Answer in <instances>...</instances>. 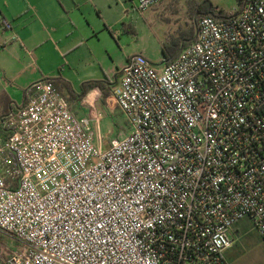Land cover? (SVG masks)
<instances>
[{"label": "built area", "instance_id": "2783aa9c", "mask_svg": "<svg viewBox=\"0 0 264 264\" xmlns=\"http://www.w3.org/2000/svg\"><path fill=\"white\" fill-rule=\"evenodd\" d=\"M225 14L167 63L127 58L105 103L129 131L106 145L99 115L25 89L0 120L5 264H231L241 220L264 241V0Z\"/></svg>", "mask_w": 264, "mask_h": 264}, {"label": "crops", "instance_id": "0c3cea01", "mask_svg": "<svg viewBox=\"0 0 264 264\" xmlns=\"http://www.w3.org/2000/svg\"><path fill=\"white\" fill-rule=\"evenodd\" d=\"M126 13L120 0H0V17L11 23L0 35V95L17 105L44 78H61L75 93L86 81H103L110 93L129 57L120 25ZM58 84L76 117L100 116L101 133L114 111L105 103L109 94L102 102L101 90L91 88L77 101Z\"/></svg>", "mask_w": 264, "mask_h": 264}, {"label": "rangeland", "instance_id": "374dc122", "mask_svg": "<svg viewBox=\"0 0 264 264\" xmlns=\"http://www.w3.org/2000/svg\"><path fill=\"white\" fill-rule=\"evenodd\" d=\"M120 1L127 11L126 18L120 24L124 55L141 54L159 66L163 59L162 44L170 45L182 33L190 30L192 20L189 17V8L203 0H163L143 11L137 9L138 0ZM209 1L214 7L228 12L237 9L241 0ZM123 59L119 54L115 60L121 62ZM103 125L101 134L104 136L105 145L107 141L117 139L129 131L124 115L119 112L105 119ZM233 237L234 243L224 253L231 264H264V241L248 221L241 220L235 226ZM14 248V241L4 236L0 251H5L6 255ZM0 264L4 263L0 261Z\"/></svg>", "mask_w": 264, "mask_h": 264}, {"label": "trees", "instance_id": "16d2710c", "mask_svg": "<svg viewBox=\"0 0 264 264\" xmlns=\"http://www.w3.org/2000/svg\"><path fill=\"white\" fill-rule=\"evenodd\" d=\"M189 10H190L189 17L192 20L190 30L188 32L182 33L181 36L173 40L170 45L162 44L161 52L163 55V59H162L163 63H167L173 60L178 54V52L181 50V48H183L184 46L194 41L195 33H196V23L198 19L202 17H212L215 19H222L226 16L223 10L214 7L209 0L207 1L203 0L201 2H198L193 7H190ZM44 80L51 82L54 88L58 91H60L62 87V86L60 87L58 83L62 82L63 87L65 86L67 88L70 98L76 99L77 101H79L83 97L85 92L91 88H99L101 90L102 92L101 101L102 102H104L105 97L109 94L108 91L106 90L107 88H105V82L103 81H96V80L86 81L81 84V87H80L81 91L79 93H75L70 88L68 83H66L65 81H62L61 78H44ZM4 99H5V94H1L0 95V107H4L5 110L3 109L4 112L0 114V120L4 116H6L16 106V105L13 106L11 101L6 100V99L4 100ZM116 112L122 113L119 109L116 108L111 113V115L116 114ZM112 121H113V118H112ZM3 239H4V235L0 234V248L1 246L3 248ZM14 244L16 246L15 242ZM4 253L5 251L0 253V261L5 264L7 259L9 258V253H7L6 255Z\"/></svg>", "mask_w": 264, "mask_h": 264}]
</instances>
